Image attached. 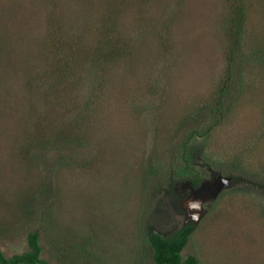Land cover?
I'll return each mask as SVG.
<instances>
[{
	"label": "rangeland",
	"instance_id": "374dc122",
	"mask_svg": "<svg viewBox=\"0 0 264 264\" xmlns=\"http://www.w3.org/2000/svg\"><path fill=\"white\" fill-rule=\"evenodd\" d=\"M235 1L0 0L8 258L37 232L48 264H156L149 234L193 221L184 256L264 264V0H243L238 90L216 108ZM193 118L182 155L174 144ZM152 167L204 181L148 200Z\"/></svg>",
	"mask_w": 264,
	"mask_h": 264
},
{
	"label": "trees",
	"instance_id": "16d2710c",
	"mask_svg": "<svg viewBox=\"0 0 264 264\" xmlns=\"http://www.w3.org/2000/svg\"><path fill=\"white\" fill-rule=\"evenodd\" d=\"M248 10L244 5L243 0H236L233 4V13L231 20L227 21L229 33L231 35V47H230V67L227 72V77L223 82L222 87L218 90L217 94V109L222 112L225 107L233 102V93H236V80L240 76V66L242 59L245 58V50L243 48L244 37L246 31ZM120 50V49H119ZM118 50V51H119ZM115 50H112L114 53ZM256 55V54H254ZM199 118L195 120L193 118L186 126V131L183 132V138L175 142L174 148L178 149L182 155L185 154L187 145L191 140L198 135V129L195 130V124ZM215 125V124H214ZM211 127V126H210ZM189 133H188V132ZM191 131V132H190ZM201 133V132H200ZM187 134V135H186ZM204 134V132H202ZM186 135V136H185ZM146 174V181L144 182L145 188L149 186V177L155 175V185L148 191V200H154L155 192L161 189H175L179 181H188L194 188H198L204 181V178L195 173L192 177H183L173 179L171 178V172L166 177L159 179V171L154 167L149 168ZM186 169V168H185ZM187 170V169H186ZM173 185V186H172ZM175 185V186H174ZM170 186V187H168ZM174 191V190H173ZM176 193V192H174ZM196 231L195 222L191 221L187 224L176 229L169 235H164L156 231H152L149 236V244L153 250L154 261L156 264H201L198 257L194 254L183 255L186 246L189 244L191 236ZM43 247L40 242V235L37 232H32L28 235V251L21 255H15L13 258H8L0 248V264H48L42 259Z\"/></svg>",
	"mask_w": 264,
	"mask_h": 264
}]
</instances>
